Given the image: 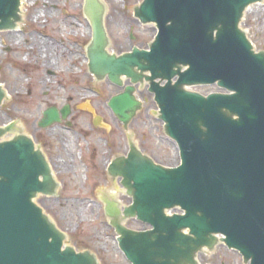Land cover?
Segmentation results:
<instances>
[{"label":"water","instance_id":"water-1","mask_svg":"<svg viewBox=\"0 0 264 264\" xmlns=\"http://www.w3.org/2000/svg\"><path fill=\"white\" fill-rule=\"evenodd\" d=\"M21 2L0 0V31L15 29ZM252 4L260 0H143L132 11L141 24L155 26L153 41L147 49L112 54L103 3L82 0L91 36L87 72L118 87L129 80L108 108L127 127L141 109L135 86L148 84L158 108V114L150 110L152 117L179 151V165L163 167L127 133L128 153L108 163L109 175L131 198L122 212L106 201L118 248L130 264H198L197 254L208 249L201 253L209 255L219 243L236 251L241 263L264 264V51L254 52L239 28ZM213 85L224 93L203 96L185 89ZM4 97L0 87V105ZM60 113L65 119L69 108ZM56 122L59 113L49 108L38 125ZM2 126L0 264H98L91 253L65 246L63 232L34 203L57 189L44 155L29 136H15V123ZM3 136L15 137L2 141ZM107 184L113 187L112 179ZM96 191L100 200L113 193ZM174 208L182 214L165 215ZM126 219L149 229L130 230Z\"/></svg>","mask_w":264,"mask_h":264},{"label":"rangeland","instance_id":"rangeland-1","mask_svg":"<svg viewBox=\"0 0 264 264\" xmlns=\"http://www.w3.org/2000/svg\"><path fill=\"white\" fill-rule=\"evenodd\" d=\"M109 52L147 48L156 31L135 21L132 7L142 0H101ZM255 51H264V0L249 6L240 26ZM91 36L83 17L82 0H26L16 30L0 31V85L7 98L0 105V126L14 124L35 141L48 160L58 184L55 194L39 196L35 204L65 235V244L94 255L98 264H129L118 249L116 234L104 214L96 190L115 192L107 184L106 166L112 156L125 154L127 133L135 146L155 163L174 167L179 159L174 142L161 132V121L147 86H137L141 109L127 127L107 107L121 89L87 72L86 44ZM202 95L215 87H197ZM69 105L65 120L39 128L49 108ZM113 180V179H112ZM126 227L145 226L126 221ZM200 264H244L235 251L219 245L200 253Z\"/></svg>","mask_w":264,"mask_h":264},{"label":"bare ground","instance_id":"bare-ground-1","mask_svg":"<svg viewBox=\"0 0 264 264\" xmlns=\"http://www.w3.org/2000/svg\"><path fill=\"white\" fill-rule=\"evenodd\" d=\"M26 2V0H23L22 1V4H24ZM2 89V88H1ZM2 91H4L3 89H2ZM7 98V95L5 94V99ZM113 181V180H112Z\"/></svg>","mask_w":264,"mask_h":264}]
</instances>
